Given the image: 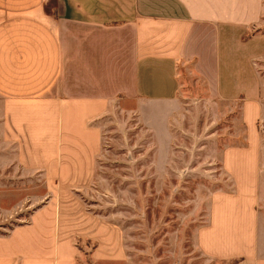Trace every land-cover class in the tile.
Listing matches in <instances>:
<instances>
[{
    "label": "crops",
    "instance_id": "1",
    "mask_svg": "<svg viewBox=\"0 0 264 264\" xmlns=\"http://www.w3.org/2000/svg\"><path fill=\"white\" fill-rule=\"evenodd\" d=\"M263 6V0H0V140L15 142L16 157L28 156L46 180L80 187L95 172L101 145L91 120L118 95L132 100L138 114L181 103L178 62L190 61L207 99H241L246 129L245 145L221 153L234 191L212 195L197 244L213 257L264 264L253 235L261 86L254 60L264 52V33L252 31ZM43 207L0 237L2 264H78L74 236L97 233H70Z\"/></svg>",
    "mask_w": 264,
    "mask_h": 264
},
{
    "label": "rangeland",
    "instance_id": "2",
    "mask_svg": "<svg viewBox=\"0 0 264 264\" xmlns=\"http://www.w3.org/2000/svg\"><path fill=\"white\" fill-rule=\"evenodd\" d=\"M252 31L264 33V6ZM254 66L261 86L253 235L264 255V52ZM189 67L190 61L178 62L181 103L172 108L162 105L138 114L132 100L118 95L91 120L100 130L101 145L95 172L80 187L46 180L28 156L16 157L15 142L1 139L0 237L48 206L44 211L58 214L57 223L70 233H97L74 236L78 264H228L230 259L203 253L196 235L209 224L212 195L234 191L233 179L221 168V153L246 143L241 99H207L205 82ZM63 74L65 88L68 70ZM95 214L104 215L103 221ZM237 236L246 244L244 229Z\"/></svg>",
    "mask_w": 264,
    "mask_h": 264
},
{
    "label": "trees",
    "instance_id": "3",
    "mask_svg": "<svg viewBox=\"0 0 264 264\" xmlns=\"http://www.w3.org/2000/svg\"><path fill=\"white\" fill-rule=\"evenodd\" d=\"M243 259L242 256L240 257H235V258H232L230 259L229 263L228 264H237L239 261H241Z\"/></svg>",
    "mask_w": 264,
    "mask_h": 264
}]
</instances>
